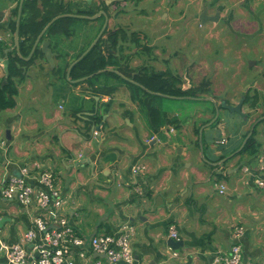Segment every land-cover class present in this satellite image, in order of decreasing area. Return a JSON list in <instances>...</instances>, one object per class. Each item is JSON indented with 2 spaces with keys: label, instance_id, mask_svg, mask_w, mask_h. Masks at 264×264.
Listing matches in <instances>:
<instances>
[{
  "label": "crops",
  "instance_id": "obj_1",
  "mask_svg": "<svg viewBox=\"0 0 264 264\" xmlns=\"http://www.w3.org/2000/svg\"><path fill=\"white\" fill-rule=\"evenodd\" d=\"M18 5L19 0H0L2 60L15 48L10 21ZM231 14L227 11V18ZM222 18L220 14L219 20ZM32 62L25 66V78L17 84L15 105L0 110V189L6 175L18 174L22 165L37 161L56 173L68 202L69 223L80 233L117 234L124 225L134 228L133 264H209L217 251L227 252L235 241V223L244 227L238 239L243 260L264 264V186L254 182L256 178L264 180V171L257 169V156L264 154V123L256 126L257 152L252 156L237 154L251 124L262 116L254 119L244 109V120L239 122L238 117L219 108V100L205 96L202 101L211 100L219 108L217 124L203 123L207 113L200 112L192 115L194 121L182 120L180 110L175 109L167 114L177 118L176 125L161 128L166 135L160 136L148 128L144 113L132 101L113 102L116 98L111 95H91L85 82L86 89L80 90L78 84L59 76L57 96L66 108L59 104L61 111L49 114L40 102H44L43 91L49 98L54 95L50 90L53 84L47 76L35 75L40 62ZM4 75L0 62V83ZM91 98L94 112L90 110ZM106 102L110 103L107 112ZM95 113L102 115L99 123L90 118ZM195 127L201 128L197 134ZM93 129L97 134L90 138ZM135 163L146 164V172L134 176L131 167ZM244 165L249 173L242 171ZM219 184L226 186L224 194L218 193ZM85 205L92 206L89 217L82 216ZM95 210L102 220L96 217L93 221ZM37 212L25 209L15 198L0 195V238L18 241ZM171 224L183 242L178 251L166 244ZM73 258L77 264H92L95 259L106 262L104 255L90 250L86 258L76 254ZM0 263H5V257L0 256Z\"/></svg>",
  "mask_w": 264,
  "mask_h": 264
},
{
  "label": "rangeland",
  "instance_id": "obj_2",
  "mask_svg": "<svg viewBox=\"0 0 264 264\" xmlns=\"http://www.w3.org/2000/svg\"><path fill=\"white\" fill-rule=\"evenodd\" d=\"M82 1L67 0L68 10L75 12L80 6L88 9L91 7L83 6ZM101 1L102 10L108 18L102 38L106 37L107 32L116 28L121 29L127 39L130 33L135 31L140 32V36L146 35V38L140 39V42L151 47L150 54L135 48L128 41H120V44L125 47V52L133 53L131 62L133 66L148 65L156 71L168 69L180 77L183 88L199 86L203 89L202 93L205 96L231 105H236L246 93L257 95L256 107L243 103L241 112L244 114L243 110L246 109L254 119L264 115V0H219L216 3L213 0ZM204 8L208 13L220 12L222 20L201 25L199 14ZM229 10L232 14L227 18ZM103 19L105 20L104 15L102 19L99 18L91 24L92 26L90 25L92 31L95 32L100 25L102 26ZM78 25L73 36L64 40L65 48H73L74 54L83 47H88L97 37H94V32H85L86 23L81 21ZM57 42L60 43L59 40ZM70 57L72 58V55ZM34 61L40 62L38 70L34 72L35 75L47 76L53 84L50 86V90L54 91L53 96L49 98L45 91L42 93L41 99L44 102L40 104L43 110L51 114L56 109L61 111L59 104L66 108V104L60 102L61 96H57L60 89L57 85V76L60 74L55 73L53 68L48 70L49 64L44 56L38 55L32 63ZM32 67L36 69L34 65ZM22 69H26L25 66ZM40 71H45L46 74ZM65 80L71 81L67 77ZM78 85L80 90L86 89L85 84ZM111 97L116 98L113 102L120 99L130 100L129 92L124 87L112 93ZM175 99L177 98L160 96L154 103L169 114L175 109L180 110L182 120L189 118L194 121L196 118L192 115L196 116L198 112L203 115L207 113L203 116V119H209L205 122L207 125L215 116L213 111L215 103L211 100L184 102ZM206 105L209 107L206 108ZM68 109L71 111L70 107ZM225 113L238 117L239 122L244 120L242 115L235 112L225 111ZM166 126L169 127L168 124ZM158 134L166 135V131ZM99 188L102 189V187ZM91 208L92 206L85 205L82 216L92 215ZM93 217V221L96 217L102 220L98 210L94 211Z\"/></svg>",
  "mask_w": 264,
  "mask_h": 264
},
{
  "label": "trees",
  "instance_id": "obj_3",
  "mask_svg": "<svg viewBox=\"0 0 264 264\" xmlns=\"http://www.w3.org/2000/svg\"><path fill=\"white\" fill-rule=\"evenodd\" d=\"M68 6L69 3L63 0H24L19 23V51L23 57L29 54L38 34L56 15L63 13H75L77 15L93 14V12L88 13L81 10L71 12L68 10ZM17 9L18 6L12 11L13 18L10 21L12 32L15 31ZM103 20L102 23L104 22ZM81 21L82 23H86L85 32H94L91 28L92 25L88 26L89 20L87 18L61 17L52 22L41 37V40L49 39L50 47L57 53L55 57L56 64L53 71L60 74L62 79H66V71L69 65L87 48L83 47L74 54V51H72L73 48L67 49L64 46V40L73 36L75 28L79 27L78 24L81 23ZM100 27L101 25L94 32V37H96ZM145 38L146 35L140 36V32L135 31L131 32L127 39L126 34L119 28L107 32L105 38L101 36L94 47L71 67L68 78L70 80H77L90 75L86 79L77 81L74 84L77 85L79 82H85L89 87L88 89L91 95L94 96L111 95L119 88L124 87L129 92L130 101L137 105L140 112L144 113L148 128L152 132L159 133L160 129L167 124L176 125L177 118L168 116L167 112L155 105L154 101L156 98L160 96L169 98L205 97V94L202 93L203 89L199 86L183 88L181 86L180 77L168 69L156 71L148 65L133 66L131 63L133 53L125 52V47L120 44V41H128L132 43L135 48L150 54L151 47L144 42H140V39ZM57 40H59L60 43H58ZM38 55L44 56L39 49V44L28 60L20 58L15 48L5 54L9 62L8 76L5 83H0V110L12 108L15 105L14 96L17 94V84L21 83L26 75V69H22V67L29 65ZM70 55H72V58ZM193 100L202 101V99ZM243 103H249L251 107H255L257 95L253 96L246 93ZM109 105V102L105 103V112L108 111ZM219 108H221V106H219ZM90 110L94 112L93 98H91ZM213 111L215 114V107H213ZM101 117L102 115L95 113L91 117V120L99 123ZM208 120L206 119L203 123ZM218 122L219 117H217L213 125ZM260 123H264V118L258 121L254 126L251 135L237 154L252 156L257 152L258 148L254 135L256 126ZM195 130L197 134L199 127H195ZM221 158H223V156L219 159Z\"/></svg>",
  "mask_w": 264,
  "mask_h": 264
},
{
  "label": "built area",
  "instance_id": "obj_4",
  "mask_svg": "<svg viewBox=\"0 0 264 264\" xmlns=\"http://www.w3.org/2000/svg\"><path fill=\"white\" fill-rule=\"evenodd\" d=\"M169 130L174 129L171 127ZM93 134H97V131L94 130ZM223 142L224 139L217 141ZM131 169L135 176L146 172L147 165L135 163ZM241 169L249 173L247 166ZM257 169L264 171V154L258 156ZM254 182L259 187L264 186V180L256 178ZM217 188L219 194L226 191L223 184ZM135 189L140 192L137 187ZM0 195L5 199L15 198L25 209L38 211L32 217L31 227L22 233L18 241L8 242L0 238V256L5 257V263L0 264H77L73 254L86 258L88 250L97 255L103 254L106 257L105 264H133L131 238L134 228L124 225L117 234L86 236L80 233L69 223L68 202L63 196L56 173L40 162L24 164L18 174L6 175L1 183ZM232 231L235 241L229 250L217 251L209 264H256L242 258L238 239L244 232L243 225L235 223ZM168 234L173 239H179L174 224L169 225ZM92 264H102V260L95 259Z\"/></svg>",
  "mask_w": 264,
  "mask_h": 264
},
{
  "label": "water",
  "instance_id": "obj_5",
  "mask_svg": "<svg viewBox=\"0 0 264 264\" xmlns=\"http://www.w3.org/2000/svg\"><path fill=\"white\" fill-rule=\"evenodd\" d=\"M23 2L24 0H19V5H18V11H17V16H16V21H15V31H14V45H15V50H16V53L17 55L20 57V58H23L24 60H28L32 54L34 53L36 47L38 46V44L40 45L39 49L41 51V53L44 55V58L46 60V62L49 64V66L51 68L54 67L55 65V60H54V57L56 56V52L52 50V48L50 47V41L49 39H42L41 40V37L42 35L44 34V32L46 31V29L50 26V24L52 22H54L56 19L58 18H61V17H81V18H87V19H94L98 16V14H95L93 16H88V15H77V14H72V13H63V14H58L56 15L55 17H53L44 27L43 29L41 30V32L38 34V36L36 37L32 47H31V50L29 52V54L26 56V57H23L21 54H20V51H19V23H20V16H21V10H22V5H23ZM102 15H104L105 17V20L102 24V28L100 29V31L98 32V34L96 35L97 37L92 41V43L85 49V51H83V53H81V55L75 59L70 65L69 67L67 68V71H66V77L67 79L68 76H69V73H70V69L71 67L76 63L78 62L86 53H88L93 47L94 45L97 43L98 39L101 37L103 31L105 30L106 28V25H107V15L106 13L102 10ZM219 18H220V12H215L214 14H208L206 9L204 8L202 10V12L199 14V20H200V24L201 25H204L205 23L207 22H218L219 21ZM0 62H2V66H3V70H4V77H3V82L5 83L6 81V78L8 76V60L7 59H0ZM90 76V75H88ZM88 76H85V77H82L80 79H77V80H73V82L75 81H80V80H84L86 79ZM72 81V80H71ZM162 96H165V95H162ZM180 98V97H179ZM186 98H190V99H205V97H186ZM96 100H97V97H96ZM243 104V98L236 104V105H231V104H228L226 103L225 101L223 102H220V106L222 108H225L227 111L229 112H235V113H238L242 116H245V114H243L241 112V106ZM215 105V116L214 118L212 119V121L210 122V124H212L218 117L219 115V108L218 106H216V103L214 104ZM261 118H264V116H262ZM260 118V119H261ZM259 118L251 124V127H250V130L249 132L247 133L246 137L244 138L242 144L240 145L239 150H241V148L244 146L246 140L249 138V136L251 135L252 133V130L255 126V124L260 120ZM94 127L98 128V125H93ZM201 131V130H200ZM94 132V129L92 131V133L90 134V138L92 137H95V135L93 134ZM8 136V134H7ZM167 246L170 248V249H173L175 251H178V249L180 247H182L183 245V242L178 239H173L171 237L168 238L167 242H166ZM103 255V254H102ZM101 254H99V256H102Z\"/></svg>",
  "mask_w": 264,
  "mask_h": 264
},
{
  "label": "flooded vegetation",
  "instance_id": "obj_6",
  "mask_svg": "<svg viewBox=\"0 0 264 264\" xmlns=\"http://www.w3.org/2000/svg\"><path fill=\"white\" fill-rule=\"evenodd\" d=\"M82 3H83V6L90 5L91 7H89V9H88V8H82L80 6L81 8L79 7L77 10H81V11L88 12V13L89 12H93V14H86L88 16H93L95 14H98V16L96 18L88 19L89 20V23H88L89 25H91L94 22L98 21L99 18H102V1L101 0H83ZM101 28H102V26H101Z\"/></svg>",
  "mask_w": 264,
  "mask_h": 264
},
{
  "label": "clouds",
  "instance_id": "obj_7",
  "mask_svg": "<svg viewBox=\"0 0 264 264\" xmlns=\"http://www.w3.org/2000/svg\"><path fill=\"white\" fill-rule=\"evenodd\" d=\"M80 81H82V80H80Z\"/></svg>",
  "mask_w": 264,
  "mask_h": 264
}]
</instances>
